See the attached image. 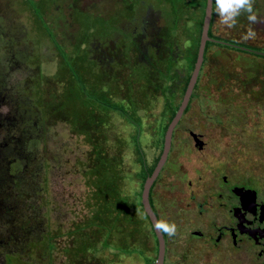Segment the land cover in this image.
<instances>
[{"label":"rangeland","instance_id":"374dc122","mask_svg":"<svg viewBox=\"0 0 264 264\" xmlns=\"http://www.w3.org/2000/svg\"><path fill=\"white\" fill-rule=\"evenodd\" d=\"M159 1H167L175 15V46L170 59L162 52L151 62L132 44L113 39L132 29L135 2L0 0V160L10 162L12 183L20 182L0 201V264L154 260L152 235L141 234L144 224L129 203L140 182L129 137L133 128L100 102L125 104L142 124L145 155H155L145 147L146 125L157 118L166 122L164 105L181 99L190 76L187 63L197 53L201 2ZM253 7L254 39L241 38L249 26L246 14L229 29L213 12L211 34L264 51V0H254ZM105 45L116 61L111 78L107 63L94 58ZM197 87L183 127L187 120L202 132L209 140L206 153L213 157L199 153L179 160L219 161L241 178L264 183V57L208 45ZM210 111L224 124H203ZM15 165L21 170H13ZM32 238L45 243L32 244L27 252Z\"/></svg>","mask_w":264,"mask_h":264},{"label":"flooded vegetation","instance_id":"af4514ba","mask_svg":"<svg viewBox=\"0 0 264 264\" xmlns=\"http://www.w3.org/2000/svg\"><path fill=\"white\" fill-rule=\"evenodd\" d=\"M128 2L129 5L134 2L137 5V12L131 19L132 29H129L132 33L124 30L113 39L127 46L132 44L139 57H148L151 62H154L153 58L159 57V54L163 57L162 52L170 59L175 46V15L168 2L163 1V5L159 0ZM130 13L131 10L126 17ZM109 39L111 43L112 38ZM151 50H154V53ZM94 58L106 62V72L110 74L109 78L113 77L115 68L111 67V63L113 66L116 61L106 49V45ZM76 79L80 83L77 76ZM198 88L197 85L193 88L189 102L173 129L166 159L147 192V201L157 222H174L177 228L173 236L160 231L164 239L162 264H264V183L241 178L234 167L223 165L219 161L201 164L198 159H188V163L179 160L184 156L199 153L213 157L209 152L206 153L208 138L202 132L193 130L192 124L187 120L188 126L183 127L185 117L191 115L189 109L194 105L192 100ZM148 94H153V88ZM172 94L171 100L174 101L176 89L170 95ZM180 101L164 105V115L167 118L170 110H174L173 115L175 114ZM100 103L111 110H117L116 113L133 128V134L129 137L138 155L137 175L140 182L135 194L129 198V203L137 208L144 224L145 230H142L141 234L152 235L155 258L151 264H155L158 239L144 205V184L162 153L164 133L173 115L169 120L166 118V122L160 118L148 120L146 126L150 142L145 147L148 148L147 153H155L148 157L140 143V120L127 113V106L123 103H111L108 100ZM205 115L206 118L201 121L203 124L209 123L213 127L224 124L218 114L210 111ZM197 160L199 166L196 165ZM104 163L106 164V161ZM123 172L124 170H120V173Z\"/></svg>","mask_w":264,"mask_h":264},{"label":"water","instance_id":"95a60500","mask_svg":"<svg viewBox=\"0 0 264 264\" xmlns=\"http://www.w3.org/2000/svg\"><path fill=\"white\" fill-rule=\"evenodd\" d=\"M213 9V4H212V0H206L205 2V7H204V15H203V19H202V25H201V30H200V37H199V42H198V47H197V53H196V58H195V62L192 68V71L190 73L189 79L187 81L186 84V88L184 91V94L182 96V99L180 101V104L175 112V114L173 115L172 119L170 120V122L168 123L165 133H164V140H163V148H162V153L157 161V164L152 172V174L146 179L145 184H144V205L146 208V212L149 215L153 230L155 231V235L158 239V253H157V259L155 264H162L163 261V255H164V239L163 236L161 234L160 231H158L154 225L157 222L155 215L153 214V212L151 211L148 201H147V192L148 189L151 185V183L153 182V180L155 179V177L158 175L169 150L170 147V140H171V135L173 132L174 127L176 126V124L178 123L179 119L181 118L183 111L185 110L190 96L192 94L193 88L196 85L200 70H201V66L203 63V59H204V52H205V47L207 42H214L223 46H228L234 49H238L244 52H248L251 53L253 55H258V56H262L264 57V51L263 50H258V49H254V48H250L247 46H243V45H239V44H235V43H231V42H227V41H223V40H218V39H213L211 37H209L208 35V31H209V27H210V22H211V18H212V10Z\"/></svg>","mask_w":264,"mask_h":264},{"label":"clouds","instance_id":"9594fccd","mask_svg":"<svg viewBox=\"0 0 264 264\" xmlns=\"http://www.w3.org/2000/svg\"><path fill=\"white\" fill-rule=\"evenodd\" d=\"M254 0H212L213 12L219 18L221 24L231 29L237 26L238 18L242 14H246V19L249 22V26L246 31L242 33L243 40L254 39L256 32L251 25L257 23L258 15L253 7ZM154 227L163 233H167L169 236H173L176 233V224L174 222L169 223L166 221L156 222Z\"/></svg>","mask_w":264,"mask_h":264},{"label":"trees","instance_id":"16d2710c","mask_svg":"<svg viewBox=\"0 0 264 264\" xmlns=\"http://www.w3.org/2000/svg\"><path fill=\"white\" fill-rule=\"evenodd\" d=\"M205 2H206V0H201V2H200V5H199V9H198V16H197V18H198V24H199V30H201V25H202V19H203V15H204V7H205ZM213 11H212V18H211V22H210V27H209V31H208V35H209V37H211V38H213V39H218V37H216V36H214V35H212L211 34V26H212V23H213ZM219 40V39H218ZM224 41V40H223ZM198 42H199V38L197 39V41H196V45L198 46ZM227 42H229V41H227ZM231 43H233V42H231ZM211 44H216V45H220V44H217V43H214V42H207V44H206V47L208 46V45H211ZM221 46H223V45H221ZM205 47V48H206ZM225 47H228V46H225ZM231 48V47H230ZM250 48H252V47H250ZM254 49H256V48H254ZM238 50V49H237ZM258 50H260V49H258ZM239 51H241V50H239ZM244 52V51H243ZM205 53V52H204ZM195 58H196V56H194L193 57V59H191L187 64H188V72L189 73H191V71H192V68H193V65H194V62H195ZM188 79H189V76L187 77V79H186V81L184 82V84H183V89H185V87H186V84H187V81H188ZM197 85V84H196ZM173 113H174V110H170V115L168 116V120L172 117V115H173ZM164 129V128H163ZM18 159H20V157L18 158ZM18 161V160H17ZM4 160H0V201H1V197H2V195H3V192L4 191H6L8 188H10L11 189V191H12V189L14 188V185H16V186H19L20 185V182L18 181V182H14V183H12V179H11V173H10V170L8 171V168H10L11 170H12V166L9 164L10 162H7V163H5L4 164ZM16 163V162H15ZM25 164H26V160H25ZM16 167V168H15ZM18 167V165H15L14 167H13V170H21V169H19V168H17ZM24 167L25 168H27L26 167V165H24ZM12 184H14V185H12ZM13 192V191H12ZM12 196H13V194L11 193V195H10V197L12 198ZM8 198V197H7ZM1 205V204H0ZM1 207H2V205H1ZM33 235V234H32ZM31 236V234H29V236L28 237H30ZM40 237V236H39ZM34 238V237H33ZM32 238V240H30L29 241V245L27 244V247L25 248L24 247V249H25V251H27L28 252V247L29 248H31L30 246L32 245V244H35V243H37V244H42V246H43V244L45 243V240H44V238L42 239H33ZM46 243H47V241H46ZM41 246V247H42ZM47 246H48V244H47ZM45 247V246H44ZM44 247H42L43 249H44ZM49 247V246H48ZM33 250V249H32ZM24 251V250H23ZM23 253V252H22ZM21 252H14V254H22ZM13 253H11V252H8V254L7 255H12ZM27 255H28V253H27Z\"/></svg>","mask_w":264,"mask_h":264}]
</instances>
